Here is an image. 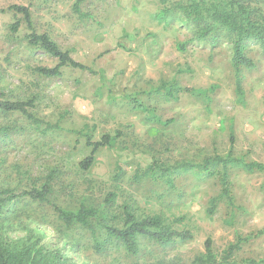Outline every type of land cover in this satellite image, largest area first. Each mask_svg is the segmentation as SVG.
<instances>
[{"label":"rangeland","instance_id":"374dc122","mask_svg":"<svg viewBox=\"0 0 264 264\" xmlns=\"http://www.w3.org/2000/svg\"><path fill=\"white\" fill-rule=\"evenodd\" d=\"M0 0L29 7L39 33L46 32L72 58L90 70L65 66L60 76L45 77L35 69L56 59L28 45L23 17L0 12V92L9 100L33 99L29 109L57 125L45 133L19 112L0 110V197L39 188L48 182L51 203L76 209L81 203L99 211L93 232L80 225L65 227L52 206L28 197L0 205V239L20 244L40 242L68 257L67 264H188L204 252L210 239L220 251L235 233L264 228V174L232 169L234 209L220 199L209 212L220 186L197 169L173 176H142L152 163L164 167L199 164L216 151L224 154L230 136L236 154L264 162V50L247 42L252 68L240 75L247 105L236 100L232 45L220 32L199 38L177 11L165 19L163 8L179 0ZM264 14V0H257ZM19 21L16 32L10 24ZM176 80L201 94H161V81ZM42 126H44L42 124ZM232 129V133H231ZM93 141L108 134L110 144L95 153L87 170L79 162ZM120 168V169H119ZM137 175V176H136ZM158 216L172 229L189 230V240L160 245L138 238L131 254L103 225L120 227L127 214ZM100 246L101 248H99ZM264 258V232L236 254L237 260Z\"/></svg>","mask_w":264,"mask_h":264},{"label":"trees","instance_id":"16d2710c","mask_svg":"<svg viewBox=\"0 0 264 264\" xmlns=\"http://www.w3.org/2000/svg\"><path fill=\"white\" fill-rule=\"evenodd\" d=\"M84 0H75L73 9L80 13V4ZM257 0H179L173 6L163 8L159 11L158 17L165 19L169 12L177 11L183 16L182 22L187 25L194 26L196 36L199 38L215 37L220 32L224 35L232 45V66L234 69V92L236 100L241 105H247L245 101V93L242 87V78L240 70L244 68H252L253 62L246 55L245 50L247 42L255 40L264 50V14L261 8L256 5ZM166 2V0H161ZM11 10L22 15L23 20L28 28L26 34L28 45L35 49H40L44 53L54 57L56 64L46 67L39 66L35 71L45 77L60 76L61 68L70 66L82 70H90V67L76 61L70 55L69 51L63 50L58 44L51 39L48 33H39L33 24L31 12L28 6L20 4H11L0 12ZM20 26L19 21L10 24V30L16 32ZM161 94L166 98L177 99L180 92L201 94V89L192 87H184L177 83L176 80L161 81L159 85ZM33 106V99L30 100H9L0 92V110L4 112H19L24 115L31 123L37 127H41V132L45 133L53 128H57L56 124L44 122L36 117L29 109ZM42 124L44 126H42ZM7 127H0V134H6ZM232 133V129H231ZM86 146L90 147V153L79 162L82 169H89L95 162V153L101 147L110 144L111 137L108 134L101 136L100 140L93 141L89 135H85ZM230 147L224 154L214 153L205 157L201 163L192 164L184 162L174 167H164L161 164H149L139 175L142 176H158L168 183L172 182L173 176L178 171L187 172L197 169L199 172L207 176L216 178L220 191L216 197L210 201L209 212L213 211L217 205V201L222 199L232 210L236 207L235 197L232 192V184L230 174L232 169H241L248 173L261 172L264 174V162L248 159L245 154H236L233 150V137L230 136ZM120 169V168H119ZM137 176V175H136ZM264 191V181L261 184ZM51 188L48 182H45L39 188H31L14 193L10 190L3 191L4 197H0V205L4 202L20 198L28 197L31 200L40 203H48L52 206L56 213L57 219L67 228L74 225H80L90 229L92 232L93 221L99 218V211L92 207H88L81 203L76 209H67L51 203L48 195ZM107 234L119 240L124 244L127 251L131 254H137L139 250L138 238L146 237L160 245H167L175 238L180 240H189L193 234L186 229H172L165 224L158 216L146 215L142 218H135L131 214H127L125 220L120 227L103 225ZM262 230L256 233L242 235L235 233V237L221 251L217 253L210 239L205 241L204 252L196 256L188 264H264V258L237 260L236 254L251 239L256 238ZM101 248L100 246H98ZM68 257L60 252L59 249L51 248L40 242L39 238L28 239L20 244L4 242L0 239V264H67Z\"/></svg>","mask_w":264,"mask_h":264}]
</instances>
